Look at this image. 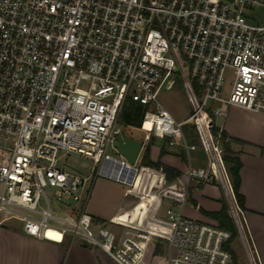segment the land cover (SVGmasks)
I'll return each instance as SVG.
<instances>
[{
	"label": "built area",
	"instance_id": "1",
	"mask_svg": "<svg viewBox=\"0 0 264 264\" xmlns=\"http://www.w3.org/2000/svg\"><path fill=\"white\" fill-rule=\"evenodd\" d=\"M172 73L190 106L181 121L157 99ZM128 98L144 108L146 138H168L189 160L196 149L183 131L189 125L205 155V166L188 164L183 188L168 186L164 195L182 208L191 182L217 181L249 264H260L211 104L264 112V0H0V227L18 222L26 235L55 240L51 230L116 264H146L152 237L165 240L168 264H232L229 230L171 207L165 219L149 224L144 215L129 225L86 211L98 169L115 161L108 149L116 150ZM71 153L95 164L89 175L63 168L61 157ZM116 179L133 185V177Z\"/></svg>",
	"mask_w": 264,
	"mask_h": 264
},
{
	"label": "crops",
	"instance_id": "2",
	"mask_svg": "<svg viewBox=\"0 0 264 264\" xmlns=\"http://www.w3.org/2000/svg\"><path fill=\"white\" fill-rule=\"evenodd\" d=\"M215 107L220 113L213 116L214 126L224 134V143L228 151L236 156L240 164L239 192L244 203L242 217L245 233L258 262L264 264V112L221 104ZM186 131L190 133L187 136L184 132L187 141L194 143L195 136L191 127L189 126ZM150 137L146 138L144 135L141 140L143 146L132 168L139 164L141 155L148 146L152 161L159 159L161 163L177 172L176 176L166 179L164 173L158 170L162 175L161 181L177 191L186 185L185 171L188 164L195 168L205 166V155L202 150L190 151L188 160L186 153L178 146L168 145V138L153 135ZM121 160L124 161L122 158H115V161L104 162L93 180L85 208L95 221L106 222L113 219L119 224L136 223L142 221L144 215L155 216L162 202L166 201L169 205L167 207L174 206L175 211H180L182 215L199 222L218 224L209 213L220 211H226L223 222H230L226 195L217 181L191 182L185 191L186 204L180 208L173 199L160 200L149 196L146 187L141 191L142 182L146 177L151 179L153 173L148 176L147 169L154 170L152 168L140 166L142 171H137L135 175L133 172L131 175L133 185L125 187L124 183L119 182L114 176V171L120 168ZM139 173L140 177L137 179ZM133 194L139 196L137 203H134L133 198L126 197V195L132 197ZM151 205L153 210L149 211ZM49 236L55 240L26 235L18 222L1 226L0 264H116L98 248L80 242L71 243L67 236L61 241L56 240L59 238L58 234Z\"/></svg>",
	"mask_w": 264,
	"mask_h": 264
},
{
	"label": "rangeland",
	"instance_id": "3",
	"mask_svg": "<svg viewBox=\"0 0 264 264\" xmlns=\"http://www.w3.org/2000/svg\"><path fill=\"white\" fill-rule=\"evenodd\" d=\"M171 79L173 82L172 85L167 88H162L157 95V99L160 102V104L172 115V117L176 121H181L189 116L190 106L186 99V95H185V91L182 86V79L180 75L178 73H172ZM129 103H131V101L128 98L125 100L123 107H125ZM215 106H217V104H214V103L211 104L212 108ZM118 123L122 125V131H124L126 135L132 138H135V139L143 140V137L146 133L145 129H141V128L139 129L138 127H135V126L130 127L124 124L123 111L121 113ZM188 127L189 125L183 126V131L185 132L187 136H189L190 134L188 131H186ZM193 141H194V144L196 145V149L201 151L199 143L196 141V139L195 140L193 139ZM108 153L116 159L120 158V156L116 153V150H114L113 148H109ZM61 161H62V166L65 170H68L70 172H73L79 175H84V176L89 175L92 168L95 166V164L90 159L83 157L81 155H78V154H73V153L62 156ZM140 166H141L140 164L138 163L136 164L135 168H137L138 172L142 171V167ZM150 174H151V179L146 177L144 181L142 182L141 191H144L146 187L147 193L149 194V196L158 198L160 200L168 199L164 195V190L167 188L168 184L163 183L164 181H161L162 179H160V176L162 177V175L158 173V170L147 169V175L149 176ZM139 177H140V173L138 174L137 179ZM124 186L128 188L131 185L129 186L127 184H124ZM126 197L127 199L133 198L134 203H137L139 200V196L135 194H133L132 197L129 195H126ZM167 206H169L167 205V202L163 201L162 204L160 205L159 210L156 212V215L154 216L152 214H149L145 216L144 221L150 224L154 222L155 219L156 220L165 219L166 218L165 209L167 208ZM170 207L176 210L174 206H170ZM149 208H150L149 211L153 210L152 205L151 207L149 206ZM123 225H129V224L125 223ZM109 227L114 231H119L121 229L120 227L111 225V224H109ZM230 247H231V250L234 254V257L237 263L249 264L247 256H246V252L244 250L242 241L240 239V236L237 230H236V235H234L233 238L230 240ZM145 262H147L148 264H168L167 254L165 252V240L163 238L152 237L151 241L148 243V249H147Z\"/></svg>",
	"mask_w": 264,
	"mask_h": 264
},
{
	"label": "trees",
	"instance_id": "4",
	"mask_svg": "<svg viewBox=\"0 0 264 264\" xmlns=\"http://www.w3.org/2000/svg\"><path fill=\"white\" fill-rule=\"evenodd\" d=\"M124 106V105H123ZM126 107V108H125ZM125 107H122L119 118L121 116V113L123 111V118H124V124L129 125V126H135V127H140L142 118H143V113H144V108L141 107L140 105L136 104L135 102L129 103ZM118 118V121H119ZM213 132H216L218 129L214 126H212ZM224 134L220 132V142L223 147V155H222V161L225 166L226 173L229 177L230 180V185H231V190L234 195L235 202L237 206H239L242 210L244 209V203H243V198L242 195L239 192V168L240 164L236 156H234L230 151L227 149L226 143H224ZM151 138V137H150ZM163 153V150H160V154ZM139 164L144 167H149L155 170H160L164 173V176L166 179H171L172 177L177 175V172L171 169L170 167L164 165L163 163L160 162V160L152 161L149 157V149L148 146L144 149ZM210 216H212L214 219L218 221V224L221 228L227 229L230 231L231 236L230 239L228 240L226 247L228 250L231 252V257H232V264H237L234 254L230 248V240L233 238L234 235H236V230L235 226L233 224V221L231 217L229 216V221L228 223L223 222V219L226 218V211H220V212H213L209 213ZM243 224V220H242ZM244 227V224H243ZM245 230V228H244Z\"/></svg>",
	"mask_w": 264,
	"mask_h": 264
},
{
	"label": "water",
	"instance_id": "5",
	"mask_svg": "<svg viewBox=\"0 0 264 264\" xmlns=\"http://www.w3.org/2000/svg\"><path fill=\"white\" fill-rule=\"evenodd\" d=\"M143 146L141 140L134 139L121 131L116 139V153L127 163L133 166L139 156V152ZM121 164V161L119 162ZM123 163V164H124Z\"/></svg>",
	"mask_w": 264,
	"mask_h": 264
},
{
	"label": "bare ground",
	"instance_id": "6",
	"mask_svg": "<svg viewBox=\"0 0 264 264\" xmlns=\"http://www.w3.org/2000/svg\"><path fill=\"white\" fill-rule=\"evenodd\" d=\"M133 172H134V170L132 169V167L124 166V164H120L119 173H118V171H114V173H115L114 176L116 177V176H118V174H120V175L123 174L126 177H130L131 178V175H132ZM46 234H47V236H49V235H55L57 233H55V232H53L51 230H47Z\"/></svg>",
	"mask_w": 264,
	"mask_h": 264
}]
</instances>
